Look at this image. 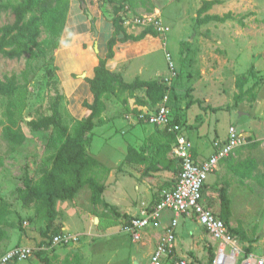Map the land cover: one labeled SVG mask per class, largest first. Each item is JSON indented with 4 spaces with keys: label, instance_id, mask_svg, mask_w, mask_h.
<instances>
[{
    "label": "rangeland",
    "instance_id": "obj_1",
    "mask_svg": "<svg viewBox=\"0 0 264 264\" xmlns=\"http://www.w3.org/2000/svg\"><path fill=\"white\" fill-rule=\"evenodd\" d=\"M22 1L0 0V5ZM138 1H143V4L127 12L126 18L152 14L167 27V31L157 37L148 35L140 41L127 42L130 47L127 50V62L124 63L125 82L131 83L135 79L162 81L168 76L165 53H169L176 71L170 85L176 101L174 105L170 103V107L173 106L172 110L184 123L185 131L196 128L208 143L225 137L230 126L236 128L246 138V145L236 150L234 160H254V175H263L264 91L257 93L264 85V74L252 64V59L264 53V0H242L237 13H232L231 9L239 0H214L224 5H214L207 14L221 17L230 13L232 18L224 23L212 21L203 25L196 23L197 12L204 1L212 0ZM94 2L102 17L111 20V5L99 0ZM52 8L47 22L41 26L39 37V41L47 40L43 58L31 61L30 67L25 70L27 58L8 60L0 56V80L12 75L18 79L12 95H0V206L3 203L9 205L10 213L6 220L14 225L12 229L21 234L25 230L39 234L44 225L39 218L29 221V218L34 217V212L22 206L21 198L25 195L22 179L25 174L37 179L40 162L55 153L64 141L61 131H32L27 122L51 115L56 103L69 133L72 136L77 133L75 121H81L89 115L83 103L92 101L86 82L92 73L87 75L84 71L103 59L107 42L112 36L111 24L93 12L88 0H59ZM13 21L10 11L2 13L0 27ZM125 27L131 35H138L143 28L133 24ZM245 47L252 49V52L248 51L252 56H245ZM239 78L245 80L243 91L254 83L259 84L256 99L252 103H248L245 96L242 102L235 104L234 96L239 94L236 87ZM134 94L144 92L119 89L115 96H110L108 99L117 98L122 107L114 109L110 103L107 104L106 120L110 118L91 132L87 152L100 162V167L92 173L96 182L103 186L100 202H91V191L87 186L80 189L75 200L56 202L57 225L65 224L70 232L80 236V244L73 248L52 245L39 248L37 245L31 259L37 260L39 253L40 258H46L52 264H64L63 258L71 264H149L150 255L163 233L162 228L169 223L172 213H161L159 229L150 227L144 230H159L156 232L159 236L157 242L156 235H148L139 243H134L122 227L128 218L138 215V208L143 202L146 204L150 200L152 206L157 194L172 186L175 176L171 174L172 178L166 182L159 178L148 180L147 177H140L143 184L150 183L151 188L147 190L151 199L135 198L131 201L136 197L135 186L130 179H123L120 173L123 171L128 142L142 149L141 144L147 139L148 129L159 131V136L167 134L165 129L145 122L136 121V125H133L130 111L136 100ZM205 94L218 97L212 96L211 99ZM205 98L210 104L217 101L216 106L212 104L217 111H208L207 108H211L209 106L203 107ZM8 102L13 104L14 119L25 136L23 144L18 147L10 145L2 135L3 126L7 124L3 112ZM138 125H142V131L136 127ZM50 139L54 140L55 145L48 149L47 142ZM252 143L258 144L251 147ZM211 176L205 188L206 203L212 205L214 211L218 210L219 187L225 182L231 201L229 225L246 236V240L234 238L240 258L247 255L263 256L264 187L253 179L240 183L221 165L218 173ZM120 192L132 196L121 199L118 196ZM111 208L127 215V219L115 217ZM95 219L98 221L95 222ZM178 222L174 252L165 259L164 264L180 261L186 264H212L210 253L215 252L216 242L195 220L181 217ZM7 231L10 233L11 228ZM247 239L252 243H248ZM247 249L250 251L247 252Z\"/></svg>",
    "mask_w": 264,
    "mask_h": 264
},
{
    "label": "trees",
    "instance_id": "obj_2",
    "mask_svg": "<svg viewBox=\"0 0 264 264\" xmlns=\"http://www.w3.org/2000/svg\"><path fill=\"white\" fill-rule=\"evenodd\" d=\"M59 0H23L18 4L0 5V16L2 13L10 11L14 21L11 24H6L0 27V56L8 60H18L22 57L27 58L25 70L30 67L31 61L43 58L45 56V45L47 40H40L41 26L47 22L51 8ZM107 2L111 5L113 25V34L107 42V52L105 58L100 59L98 64L92 70V77L87 78L86 82L89 85L92 94V102L83 103V106L89 110L87 118L79 121L76 120L77 133L72 136L68 128L63 124V118L60 114L57 104L52 107V114L43 116L38 119H32L27 122V126L32 131L54 132L56 129L64 135V141L59 146L55 153L49 154L40 162L39 177L32 179L25 174L22 179V187L25 195L21 198V203L24 208L31 209L34 212V217L29 218L33 221L34 218H39L44 222L40 229L39 235L43 239L41 245H51L50 240L62 233V226L57 225L56 217V202L71 201L75 195L84 186H87L91 191V202L97 204L100 202V196L103 191V186L99 185L92 177L95 169L100 167V163L87 153V146L91 138V132L97 126L105 124L102 118V113L105 109L103 100L110 96H115L120 90L129 92L143 91L145 100H136V107L131 110V113L137 115L140 113L143 106H156L163 100L168 92V87L158 80L142 81L135 79L131 83L124 82L122 75L119 73L110 72L106 65L109 60L114 57V47L117 42L125 43L127 41L137 42L150 35L157 37V31L152 27H144L138 35L128 34L124 21L127 12L137 9L143 1L138 0H99ZM216 2L204 1L201 8L197 12L196 23L203 25L209 22L224 23L232 18L230 13L224 16L209 15L207 12L213 7ZM53 9V8H52ZM24 73V72H23ZM18 79L16 75L5 77L0 80V95L10 96L17 88ZM245 84L244 78H239L236 82V87L239 94L234 96L235 104L244 100L252 103L256 99V88L258 83H254L249 89L243 91ZM176 96L171 91V86L168 92L167 107L173 114V122L180 124L185 130L184 123L181 121L178 114L172 110ZM170 103L172 104L170 107ZM13 104H6L3 116L6 118V125L3 126V138L13 146H21L25 140L24 134L21 132L17 122L14 119ZM164 142L157 146L153 157L150 159L144 153H138L133 148L128 147L126 162L135 163L145 166V176H150L151 172L168 171L175 177L171 189L178 176L179 167L174 159L170 158L173 151L171 145L174 143V135L167 132L164 136ZM258 143H252L251 147L257 146ZM54 140L50 139L47 142V148H53ZM230 159V158H229ZM232 174L239 179L240 183H244L247 179L256 180L264 187V174L254 175L256 163L252 159H247L241 162L232 161ZM205 187L203 193L205 194ZM168 189V190H169ZM231 201L228 197L226 184L219 189V204L218 210L214 211L212 205L207 204V207L219 217L226 225L229 226L231 217ZM113 215L117 218L127 219V215L119 214L111 208ZM10 213L9 205L3 203L0 206V242L8 238L7 230L13 228L14 225L6 220ZM128 218L125 222H129ZM123 224V225H124ZM233 238L246 240L243 232L236 229H230ZM248 243H252L247 239ZM250 250L247 249V252ZM39 253H37V257ZM214 259V252L210 253V262ZM41 263H47L45 259L39 258Z\"/></svg>",
    "mask_w": 264,
    "mask_h": 264
},
{
    "label": "built area",
    "instance_id": "obj_3",
    "mask_svg": "<svg viewBox=\"0 0 264 264\" xmlns=\"http://www.w3.org/2000/svg\"><path fill=\"white\" fill-rule=\"evenodd\" d=\"M128 18L125 19L124 26L133 24L143 28L152 27L158 34L167 31V27H164L157 16L152 14ZM165 59L168 66V76L162 82L168 87L169 92L176 71L170 54L167 52ZM168 92L156 106H146L136 117L140 122L165 129L174 135L172 158L179 167L178 176L171 189H164L157 194L153 206L142 203L139 215L125 223L122 227L123 231L129 235L134 243H139L145 229L160 228L158 223L160 215L163 211H168L172 213V216L169 218V223L162 228L163 233L150 255L149 264H164L165 259L173 254L176 244V228L181 217L195 220L216 242L217 246L212 264H264V255H247L240 258V252L235 246L230 225H226L207 207L203 193L208 177L216 172L221 161L231 156L235 150L246 145V138L236 128L230 126L224 140L213 142V153L206 160L196 163L192 156V144L186 138L181 125L173 122V114L167 107ZM79 241L80 236L62 232L60 235L54 236L50 243L52 246L69 247ZM34 251L33 248L14 246L0 256V264H16L25 261L31 257ZM174 264L186 263L180 261Z\"/></svg>",
    "mask_w": 264,
    "mask_h": 264
},
{
    "label": "crops",
    "instance_id": "obj_4",
    "mask_svg": "<svg viewBox=\"0 0 264 264\" xmlns=\"http://www.w3.org/2000/svg\"><path fill=\"white\" fill-rule=\"evenodd\" d=\"M88 1H89V4L91 5V7L93 9V12L96 13L97 16H99L100 18H102L103 20H105L102 17L101 12H99V10L97 9V7L95 6L94 0H88ZM234 1L236 2V0H234ZM215 2L216 3L214 5H216V4H218L217 6H223L224 5V3H222V2H218V1H215ZM239 2H241V4ZM239 2L237 1L235 3L236 6L231 9V12L232 13H234V12L237 13L238 11H240V8H241L240 6L242 5V0H239ZM105 21H107V20H105ZM107 22H109L111 24V26H112V34H113V25L111 23V20H109ZM127 42H125V43L117 42L116 43V45L114 47V57H113L112 60H109L107 62V65H106L107 69L110 72L119 73V74L122 75V78H123V76L126 73V69H124L125 68L124 63L127 62V56H129L128 53H127V50L130 47V44H127ZM245 50L246 51H244V52H245V56L247 58L250 57V56H252V54H249V52H252V49H248V48L245 47ZM105 55H104L103 58H105ZM97 64H98V61H96L94 63V65H92L91 69L85 70L84 71V74L89 75L90 72L92 73L93 68ZM252 64H255L257 66V69L259 71H261L262 74H264V53L260 54L259 57L257 56L255 59H252ZM139 72H140V70H139ZM123 80H124V78H123ZM124 82H125V80H124ZM77 86H78V84L76 85V87ZM263 87H264V85L260 88V90H258V93L257 94H261V91H264V90H262V89H264ZM134 96H135L134 99H136V100L137 99L145 100V94H134ZM205 96H208L211 99H212V96L213 97H216V99L218 97V95H214V94L213 95H211V94H205ZM116 99H114V100L108 99L111 102H109L108 100H103L105 109H104V111L102 113L103 114L102 118L105 120V122L108 120V118H110V117H107V120H106V113H107L106 107H107V104L110 103L114 107V109H115V107H119V106H120L119 108L122 107L121 106L122 103L118 102ZM92 100H93V97H92ZM136 100L133 103L132 109L137 106L136 105ZM205 101L206 102L203 105L204 108H207L209 106L211 108H207L208 111H214V112L217 111V110H214L213 109V107L216 106V104H217L216 102L217 101H215L214 103H212V104H214V106H212V104H210V101L207 98H205ZM143 108H146V106H143L141 108V110ZM218 111H220V110H218ZM131 117H133L135 120L133 118H131ZM130 118H131V121L134 123L133 125H136V121L137 122H140V121L137 120V117L134 114L131 115ZM136 127H139L140 128L139 130L142 131V128H143L142 125H138ZM148 128H150V127H148ZM134 129H136V128H134ZM148 131L149 132L146 135L147 139H145L144 142L141 144L143 148L142 149L141 148L139 149V147L137 148L136 146L132 145L131 142H128L127 149H126V155H125V157L123 159L124 167H123V171L120 172L121 173V177L123 179H130L133 182L132 185L135 186V190H136V192H135V196L136 197H133L131 199V201L132 200H136L138 198L139 199H142L143 198V199H146V200L151 199L150 198L149 191L147 190L148 188H151L150 183L149 182H144V184H143V182L140 181V177H143L144 176L145 178L147 177V179L148 178H150V179L153 178L155 180H158V178H159V179H162L164 182H166L168 179L170 180L172 178V177L170 178V175L172 173H170L168 171H164V170L157 171V172H151L150 173V176H145V174H144L145 166L138 165V164H135V163L126 162L125 158L127 156L128 147L133 148L138 153H142V154L144 153L147 157H149L151 159L153 157L155 151H156L157 146H159V145L161 146L163 144V142L165 140L164 139V136L165 135L159 136V135H161V133L159 131H153L151 128L148 129ZM191 131H185L184 130V134H185L186 138L192 144V156H193V160L196 163H200V162L206 160L213 153L212 144H213L214 141H216V140H224L226 138V136H225V137H222V138H219V139H214L213 141L207 143V142L204 141V137H201L202 135L200 136V134H198L196 128L192 129ZM192 133L195 136L192 135L193 136L192 137L191 136ZM193 139H194V141H193ZM171 149H172V145H171ZM235 152H236V150L233 152V154L231 156H229L227 159H225V160H223V161L220 162V164L218 166V169L216 170V172H214L212 174L211 177H213L215 173H218L219 168H220V165H221V167L224 166L226 168V171L227 172L232 173L231 165H232V161L234 160L233 156H234ZM90 156L93 157L94 159H96L94 156H92V155H90ZM170 158H172V153L170 155ZM150 179H148V180H150ZM208 181H209V179H208ZM208 181L206 182V187L208 186ZM140 182H141V184H139ZM223 185H225V182H223L222 185L219 188H221ZM145 186H146V191H145ZM119 194L120 195H118V196L121 199H129L132 196V195H128L125 192H120ZM76 197L77 196L75 195V197L73 198V200H75ZM205 201H206V197H205ZM149 202H150V200H148V203H146V204L150 206L151 204ZM143 203L145 204V202H143ZM139 209L140 208H138V212H139ZM138 215H139V213H138ZM180 219H179V221H180ZM191 221H194V220H191ZM178 224H179V222H178ZM61 226H62V228H61L62 232L72 233V232H70L69 228L65 224H62ZM156 232H159V230H147L146 232L143 231L142 232V239L146 238L148 235H151V236L154 235L155 236L157 234ZM34 233H36V232L30 231V230H25V232L23 234H21V233H18L16 231V229H12L11 228L10 233L7 231L8 238L7 239L5 238L4 240H2L0 242V256L3 255L8 249H10V248H12L14 246H17V245L25 246V247H29V248H33V249H35L37 247V245H38L39 248L44 247L43 245H41L43 239L40 237L39 234H37V233L34 234ZM158 237L159 236L156 237V242H157ZM78 244H80V242H78L77 244H75L73 246H69V247H65V248H73V247L77 246ZM55 253H58V252L56 251ZM39 258H37V260L36 259L29 258V259H27L25 261H22V262H19V263H16V264H39V263H41L40 260H39ZM42 259H45L47 261V263H41V264H52V262H50L48 259H46V258H42ZM57 259L58 258H56V260ZM63 259H65V260H63L64 261L63 262L64 264H71L66 258H63Z\"/></svg>",
    "mask_w": 264,
    "mask_h": 264
},
{
    "label": "water",
    "instance_id": "obj_5",
    "mask_svg": "<svg viewBox=\"0 0 264 264\" xmlns=\"http://www.w3.org/2000/svg\"><path fill=\"white\" fill-rule=\"evenodd\" d=\"M84 8H85V6H84ZM98 221V219H95V222H97Z\"/></svg>",
    "mask_w": 264,
    "mask_h": 264
}]
</instances>
